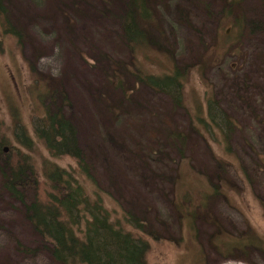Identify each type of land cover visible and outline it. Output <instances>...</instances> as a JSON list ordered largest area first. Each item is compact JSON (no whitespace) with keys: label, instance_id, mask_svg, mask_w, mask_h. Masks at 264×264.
Here are the masks:
<instances>
[{"label":"rangeland","instance_id":"rangeland-1","mask_svg":"<svg viewBox=\"0 0 264 264\" xmlns=\"http://www.w3.org/2000/svg\"><path fill=\"white\" fill-rule=\"evenodd\" d=\"M3 3L26 41L4 34L0 15V167L24 157L33 165L25 201H47L46 170L57 165L148 244L147 264H264V0H154L158 46L134 56L121 0ZM176 65L179 95L138 82L139 72ZM40 74L66 93L88 173L36 137L48 101ZM24 211L0 173V264H61Z\"/></svg>","mask_w":264,"mask_h":264},{"label":"trees","instance_id":"trees-1","mask_svg":"<svg viewBox=\"0 0 264 264\" xmlns=\"http://www.w3.org/2000/svg\"><path fill=\"white\" fill-rule=\"evenodd\" d=\"M121 1L125 9L117 18L133 56L141 47H154L156 50L158 43L152 36V32L156 30L154 19L156 10L151 7L154 5V0ZM107 12L108 10L106 14ZM100 14L105 15L104 12ZM0 15L4 19L3 33L12 34L19 44H24L25 36L22 30L8 20V12L3 0H0ZM112 17H116V14H112ZM182 77L183 72L177 65L171 72L156 76L145 72L137 74L138 82L155 90L170 94L178 93V95L182 88ZM42 80L46 88L44 98L48 101L45 103L44 117L34 126L36 137L46 144L53 155H70L76 158L82 166L80 167L88 173L78 142L77 129L64 114L67 103L66 93L51 76L40 74L36 81ZM179 99L176 98L178 103H180ZM211 116L214 117L213 114ZM223 116L226 124L230 125L232 123L230 118L224 113ZM17 136L23 146L32 147L33 138L24 129H21ZM1 145L0 141V147ZM2 162L0 173L4 189L24 204L26 218L34 231L43 239L45 249L54 260L61 264H147L148 244L143 240L135 239L130 232L121 227L120 222H112L110 211L105 207L102 198L90 201L84 186L78 184L79 182L77 183L76 178L68 170L57 165H49L46 176L52 187L47 201H41L35 196L32 202L27 203L24 199L23 187L28 174H35V168L26 157L18 159L16 163L7 159H3ZM88 213L90 217L87 216ZM129 218V216L125 217V219ZM82 219H86L84 231L78 228ZM136 219L129 222L132 221L143 228L144 223ZM254 243L250 240L248 245Z\"/></svg>","mask_w":264,"mask_h":264}]
</instances>
